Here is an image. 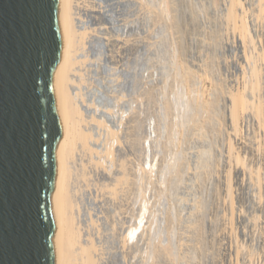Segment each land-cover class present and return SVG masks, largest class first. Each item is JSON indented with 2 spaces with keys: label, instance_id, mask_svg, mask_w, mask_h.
Returning <instances> with one entry per match:
<instances>
[{
  "label": "rangeland",
  "instance_id": "obj_1",
  "mask_svg": "<svg viewBox=\"0 0 264 264\" xmlns=\"http://www.w3.org/2000/svg\"><path fill=\"white\" fill-rule=\"evenodd\" d=\"M124 1V30L106 33L114 69L83 81L93 89L82 84L80 96L86 116L104 120L88 125L101 163L81 149L84 179L74 165L99 264H264V188L252 176L258 168L264 183V125L247 109L231 134L226 109L230 89L250 79L249 57L264 51V26L247 14L259 47L246 53L223 17L228 0ZM230 136L243 167L229 158Z\"/></svg>",
  "mask_w": 264,
  "mask_h": 264
},
{
  "label": "water",
  "instance_id": "obj_2",
  "mask_svg": "<svg viewBox=\"0 0 264 264\" xmlns=\"http://www.w3.org/2000/svg\"><path fill=\"white\" fill-rule=\"evenodd\" d=\"M60 0H0V264H58Z\"/></svg>",
  "mask_w": 264,
  "mask_h": 264
},
{
  "label": "bare ground",
  "instance_id": "obj_3",
  "mask_svg": "<svg viewBox=\"0 0 264 264\" xmlns=\"http://www.w3.org/2000/svg\"><path fill=\"white\" fill-rule=\"evenodd\" d=\"M76 1L77 0H60L59 4V20L63 33L64 48L62 58L55 74V96L58 113L63 126V135L57 148L58 173L57 183L53 193L57 262L58 264H99L100 253L98 252V245L95 239L91 238V236H85V233L83 232L85 230H83L81 226L82 221H79V217L82 215V213L81 206H79L81 204L79 201L81 198L79 199L80 195L78 194L81 192H77V187L78 191L79 188H81V186L79 187L77 185L80 184L79 181H81L78 176L82 178L83 176L85 177L87 175V163L82 161L83 167L81 166V168L80 165H75V160H80L78 157L81 155L77 157L76 155H78V151L82 149L84 152H90V158L95 162V164L101 163V160L96 158L98 157L96 154L98 150L93 144V141L95 142V140H97V135L93 133L88 125L92 122L102 125L104 124V120L102 118L90 117L91 115L86 116L87 113H85V108L82 107L84 104L82 103L83 101H80L82 98L80 96H83L84 93L82 91V84L85 93H87L85 90L86 88H92L88 82L86 84L83 83V81L92 79L91 75H89L91 72L94 70L99 71L101 74L100 76L104 77V75L109 73V69H106L104 66H100L99 64L95 66L94 62L96 60L93 59V56L89 53V49L91 48L92 44V42L89 41L91 31L89 26L81 25L76 14ZM105 1L111 2V0ZM250 1L248 0L247 2ZM248 5L250 9L245 6V0H228L227 8L223 16L226 23L228 24V27L233 29V31L236 32V35L240 34V37L238 36V40H241L243 44L241 45L244 47L243 49L246 53L249 46L254 47L253 50L259 47L257 46V38H255L256 36H254V33L251 29L250 20L247 18V14H251L255 21L262 23L264 26V0H253V3H249ZM120 6L124 8L122 9L123 11L126 10L123 5L120 4ZM91 7L94 8L93 10L95 15L94 13H90V15L96 18V20H98L100 17L112 18L110 9L105 11L102 9L98 11L96 6L90 4V9ZM251 9L253 10L249 11ZM255 21L254 24L256 25ZM259 39L260 41L264 40V28L262 29V33L259 34ZM249 59H251V63L249 62L250 65L252 64L250 68V79L248 81L246 80L247 83L244 84V88L237 89L236 91H231V88L230 92L227 93L229 95L227 99L228 102L226 103V109H228L230 113L231 125L233 129L231 134L234 133L235 135L240 132V118L242 113L247 109H250L253 112L260 125H264V51H259L258 49L256 54H254L251 58L249 57ZM184 84L187 88H189L187 78ZM81 92L83 93L81 94ZM113 133L115 139L118 141L116 132L113 131ZM233 140L234 139L230 136L228 143L229 158L232 161H236L240 166L242 165L243 167L245 164L244 161L246 159L244 156H242V154H240L241 152H237ZM111 153L112 152L108 150L106 152V156L111 155ZM82 156L86 155L82 154ZM74 165L75 167L77 165V167H80V169L78 168L77 171L79 174L78 176L76 174L77 168L75 169ZM253 168V175H251L255 177L260 188L263 189L264 183L260 179L259 170L258 168ZM230 174V172L227 174V190H229L231 195L232 178ZM84 177L82 179H84ZM87 178L88 176L86 177V180ZM112 187L114 189V186ZM260 199L264 200L263 194ZM145 217L144 211V213H142L137 219L136 223L128 228L126 234L127 241L138 237L139 232L144 226Z\"/></svg>",
  "mask_w": 264,
  "mask_h": 264
},
{
  "label": "built area",
  "instance_id": "obj_4",
  "mask_svg": "<svg viewBox=\"0 0 264 264\" xmlns=\"http://www.w3.org/2000/svg\"><path fill=\"white\" fill-rule=\"evenodd\" d=\"M76 2H77L76 14L79 18L81 25L89 26V29L91 31L89 41H91L92 44H91V48L89 49V53L90 55L93 56V59L96 60L94 62L95 66L99 64L100 66L102 65L106 69H109L108 71H110V69H113L114 66L112 65L109 59L110 39L107 37L106 33L109 31V29L111 31L124 30L125 25L117 24V21H118L117 15L124 13V11L122 10L124 8H122L120 4L123 5L125 1L124 0H111V2H106L105 0H77ZM247 3L252 4L253 0ZM90 4L96 6L98 11L102 9L104 11L107 9H110V14L112 15V18L100 17L98 20H96V18L90 15V13H94V10H93L94 8L91 7L90 9ZM123 7L125 6L123 5ZM97 60L100 62H98ZM89 75H91L93 80L94 79L96 80V79H99L101 74L99 71L94 70ZM86 89L91 90L92 88L88 87Z\"/></svg>",
  "mask_w": 264,
  "mask_h": 264
}]
</instances>
